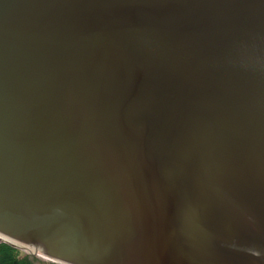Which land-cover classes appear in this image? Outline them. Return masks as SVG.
<instances>
[{
  "label": "water",
  "instance_id": "water-1",
  "mask_svg": "<svg viewBox=\"0 0 264 264\" xmlns=\"http://www.w3.org/2000/svg\"><path fill=\"white\" fill-rule=\"evenodd\" d=\"M0 241L264 264V0H0Z\"/></svg>",
  "mask_w": 264,
  "mask_h": 264
},
{
  "label": "trees",
  "instance_id": "trees-1",
  "mask_svg": "<svg viewBox=\"0 0 264 264\" xmlns=\"http://www.w3.org/2000/svg\"><path fill=\"white\" fill-rule=\"evenodd\" d=\"M35 262L36 259L32 255H24L20 249L0 242V264H35Z\"/></svg>",
  "mask_w": 264,
  "mask_h": 264
},
{
  "label": "flooded vegetation",
  "instance_id": "flooded-vegetation-1",
  "mask_svg": "<svg viewBox=\"0 0 264 264\" xmlns=\"http://www.w3.org/2000/svg\"><path fill=\"white\" fill-rule=\"evenodd\" d=\"M239 236L241 237V244L242 245H259V240L257 238H255V236L252 235V233L250 231H240ZM261 244V243H260Z\"/></svg>",
  "mask_w": 264,
  "mask_h": 264
},
{
  "label": "rangeland",
  "instance_id": "rangeland-1",
  "mask_svg": "<svg viewBox=\"0 0 264 264\" xmlns=\"http://www.w3.org/2000/svg\"><path fill=\"white\" fill-rule=\"evenodd\" d=\"M1 242V241H0ZM2 243V242H1ZM4 243V242H3ZM7 244V243H6ZM21 250V249H20ZM23 252L24 255H32L31 253H28L25 250H21ZM33 257H35L36 262L35 264H62V263H58V262H53L52 260H45L44 258L40 257V256H36V255H32Z\"/></svg>",
  "mask_w": 264,
  "mask_h": 264
},
{
  "label": "bare ground",
  "instance_id": "bare-ground-1",
  "mask_svg": "<svg viewBox=\"0 0 264 264\" xmlns=\"http://www.w3.org/2000/svg\"><path fill=\"white\" fill-rule=\"evenodd\" d=\"M4 239H6V238H4ZM6 240L10 241L11 243H13V244H15V245H18V246L23 247V245H21V244H19V243H17V242H14V241L9 240V239H6ZM20 249H21V248H20ZM21 250H25V251H27L28 253H36L37 256H40V257L44 258L45 260H51V259H49V258L46 256L47 254L42 253V252H40V251H38V250H36V249L28 248V250H27V249H21Z\"/></svg>",
  "mask_w": 264,
  "mask_h": 264
}]
</instances>
